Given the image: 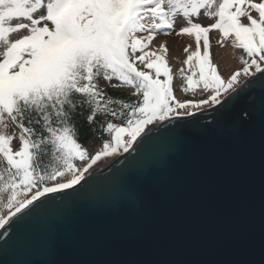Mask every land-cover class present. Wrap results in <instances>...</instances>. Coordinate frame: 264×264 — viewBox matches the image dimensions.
<instances>
[{
	"label": "snow or ice",
	"instance_id": "snow-or-ice-1",
	"mask_svg": "<svg viewBox=\"0 0 264 264\" xmlns=\"http://www.w3.org/2000/svg\"><path fill=\"white\" fill-rule=\"evenodd\" d=\"M202 12L213 22H197ZM214 30L221 46L232 38L243 52L242 67L228 78L212 60ZM173 32L195 38L180 76L183 93L200 86L209 93L198 101L174 95L168 48L150 50L157 35ZM101 78L131 88L137 99L110 97ZM257 86L264 90V0H0V208L7 210L0 229L42 210V198L81 185L98 162L129 152L156 131L151 125L178 122L194 115L190 108L221 105ZM83 109L87 123L111 137L94 154L78 141L74 117ZM107 117L120 123L105 126ZM127 195L142 202L144 190L133 186Z\"/></svg>",
	"mask_w": 264,
	"mask_h": 264
},
{
	"label": "water",
	"instance_id": "water-1",
	"mask_svg": "<svg viewBox=\"0 0 264 264\" xmlns=\"http://www.w3.org/2000/svg\"><path fill=\"white\" fill-rule=\"evenodd\" d=\"M238 92L14 217L0 264H264V90Z\"/></svg>",
	"mask_w": 264,
	"mask_h": 264
},
{
	"label": "rangeland",
	"instance_id": "rangeland-1",
	"mask_svg": "<svg viewBox=\"0 0 264 264\" xmlns=\"http://www.w3.org/2000/svg\"><path fill=\"white\" fill-rule=\"evenodd\" d=\"M255 15V13H253ZM197 22L202 23V25L207 26L208 24L212 23L213 21L206 17L203 12L201 13V17L197 20ZM179 23L177 24V31L179 30ZM210 43H211V54H212V60L213 62L218 66V71L221 73L222 77L228 78L234 71L240 69L239 66V60L237 59V52L238 48L233 47L232 44V38H229L227 41L223 42V46H221L218 41L221 40V34L218 31H212L210 34ZM165 46L168 48V52L166 54V59L173 71L174 78L176 80L175 86H174V95L178 99H182V91L179 80H181L180 76V69L181 68H187V65L184 63L187 59V56L190 54V52L196 50V43L195 38L190 37L187 35H176L175 32H173L171 35L164 36V35H157L156 38L152 41V44L150 46V50L157 51L161 46ZM188 48V51H185V49ZM201 52H204L203 46L201 45ZM248 78L241 77L242 81H246ZM200 88L198 87L195 92L190 91V93L195 94ZM209 93L206 92L204 97L208 96ZM196 101V100H194ZM208 107L207 105L202 106L199 109L190 108L188 111L190 113H193L198 110H202L203 108ZM183 111V110H182ZM9 134L16 133L18 135V131L16 129H13L12 126H10L7 130ZM18 145V141H13V146L16 147ZM90 146H88L89 149L94 150L97 148V143H94L92 141L89 143ZM120 153H124L122 150ZM116 157H108L104 159L101 164L95 165L94 168H102L108 163L112 162ZM3 165H0L2 167ZM94 169H92L93 171ZM91 172V170H90ZM88 175V174H86ZM0 213L7 215V210L0 208Z\"/></svg>",
	"mask_w": 264,
	"mask_h": 264
},
{
	"label": "trees",
	"instance_id": "trees-1",
	"mask_svg": "<svg viewBox=\"0 0 264 264\" xmlns=\"http://www.w3.org/2000/svg\"><path fill=\"white\" fill-rule=\"evenodd\" d=\"M237 50H238L237 59L239 60V66L242 67V64L240 62V56L243 54V52L239 48ZM178 82H180V86L183 84L182 79L179 80ZM112 83L114 84V83H116V81L113 80ZM175 83H176V80L174 78L173 79V89H174ZM99 85L104 91H106L108 93V95L110 97L120 98L126 102H132V101H135L137 99V97L135 95H133V90L129 87L113 88L106 81H104L102 78L99 80ZM199 88L200 89L195 94L190 93V91L186 94L182 92L183 95H182V99H180V100L192 99V100L198 101L202 98H205L204 95L206 94V92L201 91L202 86H200ZM174 93H175V91H174ZM79 111H83L84 114L80 115ZM87 114H88L87 109L78 110L77 115L74 117V124L78 130V141L84 147H86L90 153L94 154L102 146V142L109 140L111 137L107 133H102L96 125L90 126L87 123L86 118H85ZM97 119L99 120L101 118L97 117ZM108 120H112V122H115V123H120V120H118V119L107 117V118H105V126H106V123ZM12 127H13V129H16L19 133V130L17 128H15L14 126H12ZM92 141H94V143H97V148L94 150H91L88 148V146H90L89 143H91ZM102 161L98 162V164H101ZM48 162L54 163V161H52L50 157L48 158Z\"/></svg>",
	"mask_w": 264,
	"mask_h": 264
},
{
	"label": "bare ground",
	"instance_id": "bare-ground-1",
	"mask_svg": "<svg viewBox=\"0 0 264 264\" xmlns=\"http://www.w3.org/2000/svg\"><path fill=\"white\" fill-rule=\"evenodd\" d=\"M121 153L119 152L115 157H118L119 155H120ZM93 169H97L96 167L95 168H93ZM92 171V170H91Z\"/></svg>",
	"mask_w": 264,
	"mask_h": 264
}]
</instances>
